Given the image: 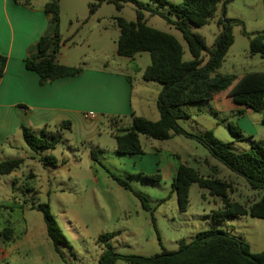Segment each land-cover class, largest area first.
<instances>
[{
	"label": "rangeland",
	"instance_id": "374dc122",
	"mask_svg": "<svg viewBox=\"0 0 264 264\" xmlns=\"http://www.w3.org/2000/svg\"><path fill=\"white\" fill-rule=\"evenodd\" d=\"M90 1L93 0H59L63 44L57 58L60 63L83 68L124 70L134 84L132 101L137 110L143 100L147 101L146 98L153 95V88H160L161 84L141 77V72L150 63L148 52H140L133 57L116 53L119 28L114 17L134 20L135 5L131 1L123 2L122 8L117 11L113 3L102 2L96 16L84 20L89 13ZM138 1L157 5L153 0ZM169 1L176 5L181 3V0ZM161 10L167 12L171 19L176 18L168 6ZM97 16H102L99 23ZM220 17L237 19L241 23H232L234 41L218 71L240 75L247 71L264 70V57L249 53V36L243 33L244 30L250 35L264 31V0H232L225 5L223 16L220 4L208 23L201 26L192 24L191 30L204 36L209 47L213 46L221 32ZM146 20L149 26L175 36L183 47V58L191 57L181 32L173 24L159 15L148 13ZM75 29L77 32L65 40ZM141 86L145 89L141 93L143 97L137 91ZM149 103L151 106V99ZM226 106L229 103L215 105L210 101L181 106L188 117L178 118L177 123L187 134H173L165 140L139 134L141 154L116 152L113 135L119 127L128 126L131 117L118 118L111 114L97 113L93 120L76 123V132L72 128L48 127L61 134L51 149L34 151L21 137L24 148L12 151L10 156L29 157L15 170V181L13 176L0 175L3 180L9 179L7 184H0V226L14 228L17 264H99L104 243L97 237L105 232L114 233L110 243L116 253L124 255L151 256L162 249L177 250L180 239L189 241L196 232L214 227L246 241L252 253L263 250L264 219L245 214L215 221L212 211L222 206V200L197 183L190 185L187 209L181 211L176 193L172 191V180L178 165L183 163L205 177H217L228 182L229 197L247 208L264 192L263 189H251L244 177L212 156L194 137L210 130L216 138L229 143L233 150H248L251 146L248 138L239 140L229 131L227 123L236 124L238 115H231ZM154 111L158 113L155 108ZM252 116L255 119L258 112H252ZM257 127L264 136V124ZM91 150L96 154L95 160L91 158ZM45 155L56 157L57 164H43L40 157ZM62 160L64 163H61ZM106 169L125 179L133 189L147 197L157 232L151 223L150 210L143 208L140 200L121 187ZM157 174L159 179L144 178ZM32 203L49 205L71 247L60 246L64 260L53 248L42 213L30 208ZM113 264L129 263L118 257Z\"/></svg>",
	"mask_w": 264,
	"mask_h": 264
},
{
	"label": "trees",
	"instance_id": "16d2710c",
	"mask_svg": "<svg viewBox=\"0 0 264 264\" xmlns=\"http://www.w3.org/2000/svg\"><path fill=\"white\" fill-rule=\"evenodd\" d=\"M127 1L135 5L136 16L134 20H127L121 16L114 17L119 28L116 53L125 57H133L140 52L149 53L150 63L142 71L141 77L146 81L161 84L156 101L159 118L151 120L131 113L130 124L119 127L118 132L113 135L116 152L141 154L143 151L139 134L161 140L168 139L173 134H187L177 123L178 118L188 117V113L183 111L181 106L209 101L215 93L223 90H227V94L232 97L235 104L240 106L234 111L236 115L244 113L246 109L253 112L264 110V70L247 71L240 76L218 71L234 41L232 23L240 21L220 17L221 32L215 38L212 47L207 45L204 36L191 30L192 24L201 26L208 23L216 14L220 4L223 16L225 5L232 0H181L180 5L169 0H153L157 4L155 6L138 0H93L89 2V14H93L102 2L113 3L115 9L119 11L123 6L122 3ZM15 2L30 5L29 0H15ZM164 6H168L170 12L175 13V19H171L167 12L161 10ZM43 9L49 14V26L29 48L25 67L37 73L40 84L63 76L80 75L84 70L82 66L63 64L56 59L63 44L60 33L59 0H48L43 5ZM146 13L161 16L181 32L191 56L189 59L183 58V47L175 36L147 24ZM243 33L249 36V53H258L264 57V31L250 35L244 30ZM6 63L7 56L0 53V76L5 72ZM128 80L130 81V78ZM56 126L59 129L62 127L70 129L71 121L63 119ZM227 126L234 137L239 140L242 138V130L238 125L228 122ZM20 128L26 145L34 151L54 148L61 137V134L47 130L46 126L38 132L24 124ZM194 137L209 150L212 156L244 177L251 189L264 190V139L252 142L246 151L237 152L229 143L216 138L210 130ZM91 158L96 159L93 150H91ZM40 161L52 165L58 162L52 155L40 157ZM23 162V158L0 160V175L10 174ZM61 163H64V160ZM106 171L121 187L133 193L140 200L143 208L150 210L151 223L157 232L147 197L133 189L125 179L112 174L108 169ZM144 178L154 180L159 179L160 175ZM192 183L208 189L210 194L222 200V206L212 211V218L215 221L245 214L264 219V192L258 199L250 202L247 208L245 204L229 197L228 182L217 177H205L193 167L183 163L178 165L172 180V191L176 193L178 208L181 211L187 209L189 188ZM30 208L42 213L46 233L53 248L64 260L60 246L65 244L71 247L51 214L49 205L32 203ZM14 234V228L10 225L0 228V235L5 241L13 239ZM113 235L114 233L105 232L97 237L98 241L104 243L98 258L99 264H113L118 257L125 259L129 264H264V249L252 253L246 241L216 227L196 232L190 236L189 241L180 239L177 250L162 249L160 253L151 256L116 253L110 243Z\"/></svg>",
	"mask_w": 264,
	"mask_h": 264
},
{
	"label": "crops",
	"instance_id": "0c3cea01",
	"mask_svg": "<svg viewBox=\"0 0 264 264\" xmlns=\"http://www.w3.org/2000/svg\"><path fill=\"white\" fill-rule=\"evenodd\" d=\"M47 1L29 0L28 6L15 0H0V53L7 56L5 72L0 76V160L9 159L12 151L24 148L20 141L23 138L20 128L22 124L38 132L45 126L49 130L48 127L56 126L63 119H69L71 128L76 132V123L93 120L97 113L111 114L118 118L131 117V113L151 117V120L159 118L156 101L161 87L153 88V95L146 98L147 101L143 100L136 110L132 101L134 84L131 76L124 70L85 67L80 75L63 76L45 84L39 83L37 73L25 67V58L29 48L48 29L49 14L43 9ZM96 11L93 14L88 13L84 20L95 17ZM101 19L102 16L96 17L98 23ZM76 32L77 29L66 40ZM56 59L58 60L57 57ZM144 90V86L137 90L140 97H143L141 93ZM209 101L215 105L229 103L226 107L231 110V115L240 107L227 94V90L215 93ZM87 111H93L95 116L87 117ZM252 112L246 109L236 119V125L242 130L241 139L248 138L250 143L264 139L257 127L264 124V110L258 112L255 119ZM27 157L29 156H24L23 159ZM4 175L13 176V181L17 177L16 171ZM8 180L0 177V184H7ZM16 237L14 235L13 239L5 241L0 235V264L18 263L15 255Z\"/></svg>",
	"mask_w": 264,
	"mask_h": 264
},
{
	"label": "built area",
	"instance_id": "2783aa9c",
	"mask_svg": "<svg viewBox=\"0 0 264 264\" xmlns=\"http://www.w3.org/2000/svg\"><path fill=\"white\" fill-rule=\"evenodd\" d=\"M86 115H87V117L93 118L95 116V113L93 111H87Z\"/></svg>",
	"mask_w": 264,
	"mask_h": 264
}]
</instances>
